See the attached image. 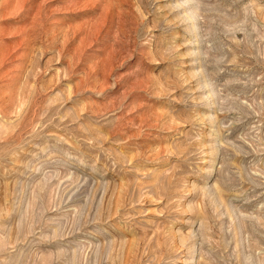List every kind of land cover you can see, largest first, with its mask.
Listing matches in <instances>:
<instances>
[{
    "label": "rangeland",
    "instance_id": "374dc122",
    "mask_svg": "<svg viewBox=\"0 0 264 264\" xmlns=\"http://www.w3.org/2000/svg\"><path fill=\"white\" fill-rule=\"evenodd\" d=\"M0 264H264V0H0Z\"/></svg>",
    "mask_w": 264,
    "mask_h": 264
}]
</instances>
